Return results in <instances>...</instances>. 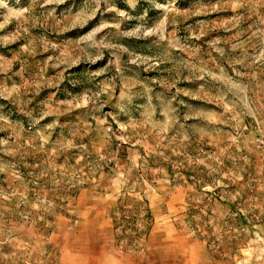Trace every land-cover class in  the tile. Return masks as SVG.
Instances as JSON below:
<instances>
[{"label":"rangeland","instance_id":"obj_1","mask_svg":"<svg viewBox=\"0 0 264 264\" xmlns=\"http://www.w3.org/2000/svg\"><path fill=\"white\" fill-rule=\"evenodd\" d=\"M0 264H264V0H0Z\"/></svg>","mask_w":264,"mask_h":264}]
</instances>
